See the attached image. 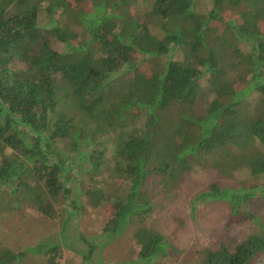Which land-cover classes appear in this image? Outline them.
<instances>
[{"label":"trees","instance_id":"obj_1","mask_svg":"<svg viewBox=\"0 0 264 264\" xmlns=\"http://www.w3.org/2000/svg\"><path fill=\"white\" fill-rule=\"evenodd\" d=\"M138 1L0 0V209L28 204L55 220L72 214L57 208L64 203L80 210L83 193L107 216L104 243L132 228L139 250L114 264H159L176 250L147 225L149 177L165 191L196 167L264 178V0H209L201 9V0H142V20ZM77 174L89 182L82 192L72 185ZM260 195L264 179H239L210 184L191 204L223 201L237 217ZM257 226L235 246L199 249L197 264H255L264 256ZM87 244L84 264L97 246ZM26 251L62 264L57 243ZM24 255L0 247V264Z\"/></svg>","mask_w":264,"mask_h":264},{"label":"rangeland","instance_id":"obj_2","mask_svg":"<svg viewBox=\"0 0 264 264\" xmlns=\"http://www.w3.org/2000/svg\"><path fill=\"white\" fill-rule=\"evenodd\" d=\"M204 6H209V0H201L197 4L198 9ZM134 14L140 20L145 18L149 14V2L139 0L138 6L134 7ZM39 19L40 24L47 25L45 15ZM53 46L57 50L64 48L56 40H53ZM12 65L15 68L24 67L19 61ZM202 84L206 88V77ZM210 97L205 94L204 99H199L194 106L195 111H203ZM78 175L74 176L72 185L75 184L76 191L82 192L89 182L81 184ZM239 179L248 183H261L264 178L252 177L247 170L224 175L211 167H196L185 173L170 191L163 189L157 176L147 179L143 189L153 201L147 225L162 233L176 249L168 257L160 259L159 264H197L199 249H216L222 242L235 246L258 229L257 222L264 225V195L250 199L237 217L231 216L228 203L219 200L199 199L192 209V199L207 190L210 184L231 186ZM78 203L80 210L72 209L69 203L58 206L59 210L63 207L71 210L72 214L59 216L55 220L43 216L28 204L18 209H0V247L25 252L23 258L13 264H43V256L26 251L42 242L61 246L62 264H84L83 257L89 250L87 243L97 244L92 259L87 260L88 264H114L137 254L139 248L132 238V228L118 239L104 243L99 236L102 224L107 219L103 209L90 205L83 193L79 195ZM247 211L257 220L248 218ZM65 222L67 224H63ZM255 264H264V256L259 257Z\"/></svg>","mask_w":264,"mask_h":264}]
</instances>
